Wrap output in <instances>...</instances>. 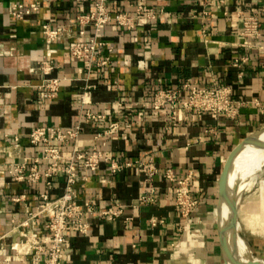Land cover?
<instances>
[{"label":"crops","instance_id":"crops-1","mask_svg":"<svg viewBox=\"0 0 264 264\" xmlns=\"http://www.w3.org/2000/svg\"><path fill=\"white\" fill-rule=\"evenodd\" d=\"M32 1L0 0V238L5 255L12 257L9 264L29 262L26 238L19 235L28 229H12L13 219L21 221L35 210L45 191L44 180L17 181L9 169L42 154L41 146L29 143L34 127L70 128L79 123L78 150L96 143L104 155L120 163L148 162L158 173L147 179L135 165L112 173L106 162L95 171L80 168L79 178L89 179L77 188L78 201H91L97 210L115 201L131 220L85 213L86 232L74 227L65 233L62 264H224L217 225L219 176L233 149L264 127V51L244 45L249 40L240 33L239 16L260 18L261 35L255 42L264 45V0H143L162 9L160 17L138 20L131 30L106 25L101 37L114 45L112 62L89 74H79L80 63L68 49L91 37L93 28L81 36L75 19L92 11L94 0H38V11L24 19L9 15L13 3ZM107 4L112 13L134 14L135 0ZM45 23L61 30L59 40L44 42ZM42 59L53 60L58 68L52 75L62 79L53 99L42 100L38 94L44 76L37 63ZM186 81L229 86L238 115L188 112L173 124L168 108L156 111L143 105L157 86L177 88ZM87 86H92L91 103L81 106L79 95ZM85 108L105 118L85 122ZM111 123H118V130L96 141L95 135ZM73 145L61 147L62 152L68 153ZM166 169L177 178L192 174L198 205L186 221L176 208L172 183L163 176ZM64 183L63 176L53 182L51 198L63 193ZM142 192L154 200L138 202ZM153 219L159 221L155 226Z\"/></svg>","mask_w":264,"mask_h":264},{"label":"built area","instance_id":"built-area-1","mask_svg":"<svg viewBox=\"0 0 264 264\" xmlns=\"http://www.w3.org/2000/svg\"><path fill=\"white\" fill-rule=\"evenodd\" d=\"M108 0H94L93 10L80 14L76 17L75 23L79 27V34L84 36L88 27L93 28V33L87 41H78L69 46V53L79 63V74H89L93 69H103L111 64V53L114 45L103 40L102 29L110 24L131 30L136 26V21L144 19L147 21L156 20L162 14V9L146 5L143 0H135L134 14L127 12L112 13L107 4ZM206 0V3H210ZM224 3V0H219ZM39 2L33 0L29 4L15 2L10 6L9 15L22 20L26 16L38 11ZM264 13V3L261 7ZM206 14V11H204ZM241 35L248 39L244 45L256 47L264 51V45L255 42L261 35L260 18L256 15L240 14ZM43 39L46 44L57 41L61 37V30L53 28L50 23L42 26ZM38 69L44 76L39 87V97L42 100L53 99L61 89L62 79L53 76L52 73L58 65L51 59H42L37 63ZM92 86H87L79 95L81 106L91 103L90 93ZM153 110L168 108L173 124L185 119L186 113H193L202 116L211 113L216 117L224 116L235 118L238 115L236 101L232 98V90L227 85L213 84L212 86L193 85L186 81L177 88L157 86L152 98L143 103ZM84 121L97 123L105 118L104 115L85 108L83 111ZM80 123L74 127L63 128L60 126L41 124L33 128L29 135V143L33 146H41L42 154L15 163L10 167L11 175L17 181H26L31 184H38L45 181V191L39 194L40 203L35 210H29L24 219L16 221L13 219L14 228H25L27 231L19 232V235L26 238L25 252L29 256L27 264H62L63 246L66 240L65 233L71 228L77 227L81 232H86V224L83 222L85 213H98L102 218L124 217L130 221L131 217L124 216V207L115 201L108 208L97 210L91 201L80 203L78 201V187H82L89 179V175L79 178L80 168L88 171H95L102 162L110 164L112 173H118L126 167L137 166L141 173L151 179L157 175V168L150 163L135 161L120 163L112 156L104 155L95 143L89 150H78L77 139L80 134ZM118 130V123L109 124L107 130L95 135V140L113 134ZM18 141V139H15ZM74 142L73 148L68 153H63L61 147ZM31 161V163H29ZM44 166H41V165ZM60 176L64 177V191L56 198H51L48 191L53 188V182ZM163 176L172 183L175 205L183 221L189 219L191 213L198 205V199L194 197L190 181L192 174L189 173L183 178H177L172 169H166ZM105 182V179H102ZM18 201L19 197L13 198ZM147 192H142L137 198L138 202L153 201ZM136 205L134 204L133 207ZM156 219L152 220V226L158 224ZM41 231L38 234L37 231ZM12 257L5 255L0 238V264H9Z\"/></svg>","mask_w":264,"mask_h":264},{"label":"bare ground","instance_id":"bare-ground-1","mask_svg":"<svg viewBox=\"0 0 264 264\" xmlns=\"http://www.w3.org/2000/svg\"><path fill=\"white\" fill-rule=\"evenodd\" d=\"M261 139L264 141V133L261 135ZM263 184L264 150L254 146H247L236 157L229 176L230 193L228 200L231 202V208H228L225 204L222 205L220 212L222 222L226 221L228 216L233 215L237 206H240L244 196L245 202L247 197L259 191L263 187ZM261 221V235L264 236V216L261 217ZM240 229V223L235 222V231L238 234L236 238V252L239 257L245 259L253 253V249L249 242L240 236Z\"/></svg>","mask_w":264,"mask_h":264},{"label":"water","instance_id":"water-1","mask_svg":"<svg viewBox=\"0 0 264 264\" xmlns=\"http://www.w3.org/2000/svg\"><path fill=\"white\" fill-rule=\"evenodd\" d=\"M264 133V127L247 135L231 152L227 158L223 170L220 173L218 180V203H217V225L218 235L220 240V246L224 258V264H263L264 262V249L259 253H252L245 259L239 257L236 252V238L237 233L235 231V222H239L238 210L240 206H237L233 215L228 216V219L224 222L221 220L220 212L223 204L231 208V202L228 200L230 193L229 188V176L235 162L236 157L247 146H254L258 149L264 150V141L261 139V135ZM233 205V204H232ZM233 207V206H232Z\"/></svg>","mask_w":264,"mask_h":264},{"label":"rangeland","instance_id":"rangeland-1","mask_svg":"<svg viewBox=\"0 0 264 264\" xmlns=\"http://www.w3.org/2000/svg\"><path fill=\"white\" fill-rule=\"evenodd\" d=\"M264 216V184L259 191L247 197L238 210L240 236L245 238L252 251L259 254L264 249V236L261 235V217Z\"/></svg>","mask_w":264,"mask_h":264}]
</instances>
